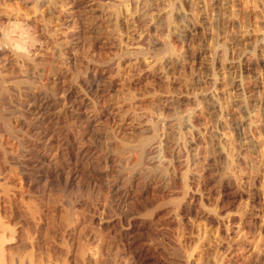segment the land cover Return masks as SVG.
<instances>
[{
  "label": "rangeland",
  "instance_id": "374dc122",
  "mask_svg": "<svg viewBox=\"0 0 264 264\" xmlns=\"http://www.w3.org/2000/svg\"><path fill=\"white\" fill-rule=\"evenodd\" d=\"M49 1L0 0V51L10 44L23 53L43 42L50 51L73 46L82 59L100 56L115 118L76 104L74 120L86 136L69 148L100 150L86 190L39 182L35 158L11 138L7 152L0 148V236L18 250L12 263L264 264V0ZM70 67L60 58L55 72ZM3 69L9 80L20 74L12 64ZM13 81L0 115L16 123L30 91ZM179 121L182 137L196 144L191 168L174 131ZM166 132L173 172L163 168L172 156L156 145ZM151 175L163 182L148 185ZM114 177L127 196L121 206L108 191ZM184 181L192 183L185 191ZM157 195L165 203L146 213ZM181 198L192 209L180 211ZM150 245L157 253L143 255ZM3 253L0 264H10Z\"/></svg>",
  "mask_w": 264,
  "mask_h": 264
},
{
  "label": "bare ground",
  "instance_id": "6f19581e",
  "mask_svg": "<svg viewBox=\"0 0 264 264\" xmlns=\"http://www.w3.org/2000/svg\"><path fill=\"white\" fill-rule=\"evenodd\" d=\"M49 2H51V1H49ZM179 2H180V5L185 4V0H181ZM37 10H38V8H37ZM169 18L168 19L170 21L168 20V22H170V23L168 25H170V26L168 28L169 30L167 31L169 34V35L167 34L168 36H170V34H172L171 32H173V29H176V27H174V25H175L174 24V22H175L174 18L175 17L173 18V15H172ZM32 24H35V26H38V22L35 19H32ZM84 36H85V34H84ZM180 36H181V34H180ZM80 39L85 40V38H83L82 36ZM81 42H80V40H78V43H76V44L80 45ZM7 45H8V48L3 47L4 49L2 51H0V57H1V59H0V85H1V87H0V100L3 101V98L5 97L4 95H6V93H8L9 90H11L7 86L8 81L14 80L13 81L15 83V84H13L14 86L18 85L17 87L19 88L20 87L19 85H22V87L24 86V88H27L30 92H26L27 96H28V97L25 96L27 98L25 101L26 110L20 111L22 114L19 116L18 122L14 123L15 121L13 122L12 117L7 116L8 114L5 116V114L7 112L4 115H3V113H2V115H0V123H1L0 126L2 127V129L0 131H4L5 132L4 134H7V137H9V138H5L3 133L0 134V148L3 150V152H7L6 144H8V140H10V138H11L12 140L16 141V144H18L19 146L24 148V150L31 153L33 155V157L35 158V161L37 163L36 167L39 168L40 172H41L40 173L41 175L39 174L40 175L39 179H38L39 182L43 181L47 184L62 183L64 187H69V186L75 184L78 188L77 190H79V191L89 189L90 186L92 185L90 182V180L92 179V176L91 177L89 176L90 171L88 173V170L93 165L92 157L95 154L100 153V150L97 148H94V147L82 145L81 147L78 146L79 149H77V151H74L72 148H69V147H70V145H74L76 143L81 144V141L86 136V133H85L86 127L84 128V126H83L84 124L83 125L79 124L78 120H74L76 118L74 114L77 111L75 109V107L77 106L76 105L77 102L81 106L89 103L90 106L95 111L106 114L105 116L107 117L108 121H112L115 118V115L113 112L114 108L112 107L113 106L112 105L113 100H114L113 96L111 94L112 83L108 82L106 79H104L106 77H104V73L102 72L100 65H98V63L100 64V62L98 61L97 58L100 56L96 57V56L92 55L89 58H86V59L83 58L82 59V56L80 57V54H77L76 52H74V51H78V50L77 49L75 50V47H73V46H71L70 48L67 46V48H69L67 50H64L65 47L62 49L61 48L56 49L57 47L55 46L56 48L55 49L53 48L54 50L52 49V51H50V49L53 46L51 48H49L50 44L49 45L47 43L43 44V42L40 43V45L38 46V49H36V50L35 49L30 50L29 49L23 53L17 52L15 49L12 48V46L10 44H7ZM51 45H53V44H51ZM81 46H82V44H81ZM77 47H79V46H77ZM89 48H88V50H89ZM166 48L168 50L171 49L169 38L166 41ZM85 49H87V48H85ZM82 50H84V48ZM88 50H86V51H88ZM82 53H84V52H82ZM89 53H90L89 51H88V53L86 52V54H89ZM91 54H92V52H91ZM12 55H14V57L12 59H9L10 56H12ZM3 56H5V57H3ZM60 58H61V60H65L68 64H70V66L72 67V71L70 73L65 74L62 72L61 73L55 72V65L57 63V60L58 59L60 60ZM115 58L116 57H114V59ZM99 59H101V57ZM118 63H120V62H118ZM9 64H12L20 73L19 76L17 75L18 78H16V77H15L16 79L12 78L13 80H11V79L9 80L8 78H6L3 67L8 66ZM7 77H9V76H7ZM9 83L12 84V82H9ZM20 89H15V90H20ZM19 92H21V90ZM60 92L63 93L62 96L59 95ZM75 92L82 94L83 96H85L87 98V100L78 99V97L74 96ZM10 93L11 92H9V94ZM28 93H30V94L28 95ZM10 98H7V99H10ZM181 122L178 123V126L176 127L178 129L174 130V131H175V133H177L179 135V137L183 143L185 152L187 154L186 157L188 159L185 160L186 161L185 165L190 167V165L193 163L192 161L194 160L192 158H194V151H195L196 144L194 141H191V140L189 141V139L187 140V139L182 137V136H184L183 135L184 131H183V127H182L183 124H181ZM88 123H89V121L87 122V124ZM162 138L159 139L160 141L158 140L159 144H156V145H158V147L161 149L163 148V150L167 154L171 155L172 157L170 158L169 163H165V164H167V166H163L161 164L163 162V160L161 161L160 164H161V166H163V168L167 167L168 172H169V170L171 172L172 168L175 171V169H176V167H175L176 164L174 165L175 157L171 153L175 149L174 144H172V141L169 140V135L167 132L165 133L164 138L163 139ZM141 146H143V145H141ZM155 146L153 145L154 148H155ZM150 147H152V146H150ZM142 149H144V148H142ZM164 155H165V153H164ZM161 158H163V157H161ZM152 159H155V158L153 157ZM164 159H165V157H164ZM60 162H66L67 165H65L63 167L57 166V164H59ZM166 162H168V161H166ZM169 167H172V168L170 169ZM164 171H166V170H164ZM118 178L113 179L114 181L108 187V191H109V193L112 194L113 198H116V197L118 198L117 203L119 206H121V204L125 201V197L127 198V196H125V193H120L118 191L117 185H118V187L120 185V184H118V181H119ZM145 179H143V180H145V182L148 183V185H152V186H153V184L158 185L160 182H163V181H160L156 176H152V175L149 176L148 178L146 176ZM95 180L96 181H93V182H95L93 187L97 188V186L99 184V183L97 184L98 179H96V177H95ZM121 184H123V183H121ZM137 184H138V182H137ZM181 184H182V182H181ZM191 184L188 183V181H184V184H183L184 190L183 189L182 190L185 191L186 188L190 187ZM205 184H206V182H203L201 184V186L204 188L206 186ZM107 185H109V184H107ZM165 186H167V185L165 184ZM157 187H159V186H157ZM163 187H164V185H163ZM102 189H104V188H102ZM121 189H123V188H121ZM105 191H107V189ZM157 196L158 197L153 198V200H152V208L145 211L146 213H148V214L152 213L154 211V208H156L162 202L166 201L164 195H157ZM184 198L186 200V196L183 197V199ZM199 198H200V196H199ZM173 200H175V199H173ZM189 202L190 201H188V198H187L186 203H184V200H183V203L179 205L178 209L180 211H183V210L185 211L187 209V207H188V209L189 208L192 209L191 208L192 204ZM176 207H177V205H176ZM32 209H33L32 205H29L28 214L26 215V216H28L27 217L28 219H32V217L35 216V215H33ZM174 209H176V208H174ZM189 210H188V213H189ZM72 212L73 211H71V209H70V211H68V213H67V219L69 221L71 220ZM185 212H187V211H185ZM172 219H173V217L171 219H169V220H171L170 221L171 223L173 222ZM2 236L3 235L1 234V236H0V259L3 258L2 257V255L4 254L3 252L7 251V253L9 254V257H10V264H13L12 260L14 258L15 252L18 250H16L15 245L10 244L8 246H4L3 245L4 241L2 240ZM226 247H225V249H226ZM25 249H26V247H25ZM28 249H29V247H28ZM28 249H26V250H28ZM157 250H158L157 247L150 245V246H148V249L145 251V253L143 255H148V254L149 255L150 254L155 255L157 253ZM27 252H29V250ZM30 252H31V249H30ZM31 255H32V252L30 253V256ZM143 255H140V257H138L139 256L138 255L136 259L141 260L142 258H144ZM28 257H29V254H28ZM145 258H146V256H145ZM29 259L30 260L28 262H31V264H32V261H31L32 257H30Z\"/></svg>",
  "mask_w": 264,
  "mask_h": 264
}]
</instances>
